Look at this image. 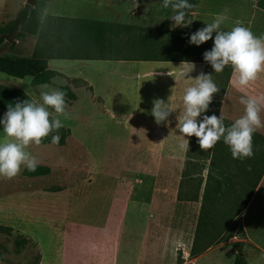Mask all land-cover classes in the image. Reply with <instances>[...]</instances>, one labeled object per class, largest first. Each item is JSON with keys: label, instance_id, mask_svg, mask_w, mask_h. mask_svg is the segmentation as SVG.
<instances>
[{"label": "rangeland", "instance_id": "1", "mask_svg": "<svg viewBox=\"0 0 264 264\" xmlns=\"http://www.w3.org/2000/svg\"><path fill=\"white\" fill-rule=\"evenodd\" d=\"M27 1L0 0V23L6 24L14 20L27 5ZM138 2L137 8L134 0H33L29 5L35 11L30 21L31 26L28 24L30 30L23 37L19 34L22 30L6 34L7 45L2 47L1 53L15 58L31 57L38 47V24L35 20L46 15L129 25L133 27L135 34H143L160 27L166 30L172 27L170 18L174 13L171 8H163L159 0ZM56 63L71 65L73 62L55 61L51 65ZM98 63L101 65L104 62ZM98 63L90 65L95 68L99 67ZM80 70L82 68L72 69V76L83 78ZM229 78L228 74L212 75L217 86L226 84ZM6 79L9 81L1 85L32 90L30 100L40 102V92L32 89L29 78L21 83L15 78ZM70 83L77 97L72 102L66 101L70 105H67L68 116L59 117L63 123L62 129H67L64 124L69 123L67 126L71 131L65 144L61 140L58 144L50 141L49 144L30 145L26 149L38 161V167L46 170L40 174L24 175L23 167L11 180L0 177V264H81V235L78 226L85 219L94 226L106 214L110 202L103 196L91 195L86 200L79 199L75 205L73 202L63 204L62 199L53 200L48 197L47 192L55 188H69L80 179L92 181L96 177L95 173L100 172L91 169L98 160L127 163L129 168L143 162H171V169L162 170L161 177L172 181L179 179L180 173H185L182 181V202L167 198L165 207L159 211L162 214L160 220L165 230L166 245V260L162 264H235L236 247L243 250L246 264H264V252L261 250L264 249V239L257 241L251 226H243L239 215V209L249 197L247 193L251 191L245 182L249 181L252 174L246 168L253 164L252 160L256 156H260L259 149L264 147V127L253 134V156L243 161L233 159L229 147L222 139L217 143L221 152L220 158L227 161L223 171L221 168H208L209 162L205 161L208 150L202 151L194 136L188 148L186 147L187 151L146 156L137 153L144 140L142 133L137 132L128 140L126 153H121L124 149L123 132L120 135L117 133L113 127L114 122L109 121V117H96L94 107L90 104V88L84 87L80 80L70 81L64 76L54 78L49 85L50 88L69 87ZM221 97L222 91L214 94L216 101L209 105L203 117H220L222 110L223 122L226 127H230L242 115L237 105L222 104ZM86 104L88 113L83 110ZM203 117H198V121ZM3 118L4 113L0 110V120ZM261 120L264 123V117ZM2 131L3 125L0 124V141L5 139ZM52 135H60L59 130L49 135L50 140ZM79 140H82L81 145ZM99 151H102L101 154ZM214 166L217 167V164L214 163ZM126 172L137 173L138 178H144L148 170L128 169ZM202 179L209 182L206 197H203L204 204L201 199L187 202L188 198L197 193ZM210 180L214 182L211 183ZM101 186L99 182L97 188ZM207 197H213L214 201L205 202ZM79 205L82 207L81 214H78ZM203 205L206 212L213 210L208 217L211 223H206L205 227L201 225L205 223L204 217L199 224ZM75 206H78L77 209ZM113 211L116 214L118 209L115 207ZM193 247L195 255L191 253Z\"/></svg>", "mask_w": 264, "mask_h": 264}, {"label": "crops", "instance_id": "2", "mask_svg": "<svg viewBox=\"0 0 264 264\" xmlns=\"http://www.w3.org/2000/svg\"><path fill=\"white\" fill-rule=\"evenodd\" d=\"M225 9H227L228 19L221 25L223 30L230 31L239 21L255 36H264V0H196V4L189 12V17L186 16L185 22L188 26L175 29L187 32L191 37L198 30L206 27L205 23H211L216 15L224 13ZM214 38L215 33L213 40L203 45L196 46L189 43V59L186 61L50 59L48 69L56 74L46 84L49 85L58 76H64L70 81L80 80L84 87L90 88L88 91L91 97L90 104L94 107L96 117H109V121L114 122L113 127L116 128L117 133L120 135L123 132L124 149L121 153H126L128 140L137 132H141L144 139L143 144L137 150L139 154L147 156L181 153L183 150L187 151L193 137H186L189 144L187 140H184V149L180 147L182 138L177 128V117L183 111L185 89L195 85V78L202 73L230 75L226 84L216 85L222 91L220 102L237 105L241 115L244 114V105L240 103L242 96L264 97V73L247 88L237 89L231 66H226L221 73H215L211 65L205 62L204 53L213 48ZM55 61L73 63L71 65L61 63L51 65V62ZM98 62L104 63L100 65ZM91 63H98L99 67L94 68L90 65ZM190 64L194 65V68ZM71 68H82L79 73L84 77L72 76ZM7 77L9 76L0 73V85L9 81ZM26 78L30 79L32 89L41 92L40 85L42 84L34 85L31 77ZM24 79L18 80L21 83ZM60 87L67 88L64 92L65 101L72 102L77 97L71 83L70 88ZM16 88L23 91L29 98L31 97L32 90L27 91L23 87ZM171 96L170 103L173 112L167 121L157 124L154 116L151 115L154 107L153 101L160 99L168 103ZM215 101L213 98L212 103ZM68 104L66 102V105ZM87 106L88 104L83 109L85 113H88ZM200 117H203V113ZM261 117H264V109L261 111ZM84 120L87 118L84 117ZM68 124H64L67 128L64 130L68 132L67 137L71 135ZM79 141L81 145L82 140ZM174 147L179 149H174ZM101 152L98 153L101 154ZM206 162H209L208 168L219 170L218 166L210 164V160ZM171 165L173 163L160 160L156 163H138L129 168L130 165L128 166L127 163L98 160L94 162L91 169L100 172L95 173L96 177L92 181L80 179L69 188H55L47 192L48 197L53 200L62 199L63 204L73 202L75 205L79 199L86 200L91 195L103 196L110 202L106 214L94 226L86 219L78 226L81 235L79 246L81 264H162L166 260L165 230L161 225L162 214L159 211L165 207L164 203L167 198L178 203L182 202L183 174L184 178L186 176L182 172L181 177L175 179L176 181L161 177V171L171 169ZM128 169L148 170V172L145 173L144 178H138L137 173L126 172ZM255 176H258L259 180L253 188L252 184L247 185L251 188L250 195L239 215L243 226L246 227L249 224L254 238L260 241L261 238L264 239V170L261 164L258 165ZM255 179L257 178L249 180V183H253ZM99 182L102 186L97 188ZM208 183L207 180L202 179L197 193L186 201L203 200ZM212 190L211 187V193ZM77 207L75 206V209ZM115 207L120 212L117 211L114 214ZM81 209L79 205L78 214L82 213ZM261 250L264 252L263 248Z\"/></svg>", "mask_w": 264, "mask_h": 264}, {"label": "clouds", "instance_id": "3", "mask_svg": "<svg viewBox=\"0 0 264 264\" xmlns=\"http://www.w3.org/2000/svg\"><path fill=\"white\" fill-rule=\"evenodd\" d=\"M134 3L138 8V0H134ZM162 7L171 8L174 13L170 18L173 30L188 26L186 16L194 7L188 0H163ZM226 13L227 9L216 15L211 23H205L206 27L191 35L190 43L203 45L213 40L215 33L213 48L204 53L205 62L211 65L215 73H221L226 66H231L237 89L247 88L264 73V36H255L239 21L230 31L223 30L221 25L228 19ZM191 66L194 68V65ZM195 81V85L185 89L183 111L177 117V128L182 138L180 147H185L184 140L189 144L186 137L194 136L200 149L207 151L222 139L229 147L233 159L243 161L251 158L253 134L264 127L261 120L264 97L242 96L240 103L244 105V114L230 127H226L223 122L222 110L219 118L216 115H205L198 121V117L208 111L214 94L220 90L213 82L212 75L202 73ZM40 88V102L28 99L17 102L14 106L9 105L4 118L0 120L5 137L0 141V177L4 179L15 178L23 167L35 171L38 161L26 149L30 145H40L51 133L61 129L63 123L59 117L68 116L65 93L60 89L50 88L46 83L40 85ZM172 96L168 103L160 99L153 101L151 115L157 124L167 121L173 112L170 103ZM59 140V135L51 136L53 144H58Z\"/></svg>", "mask_w": 264, "mask_h": 264}, {"label": "trees", "instance_id": "4", "mask_svg": "<svg viewBox=\"0 0 264 264\" xmlns=\"http://www.w3.org/2000/svg\"><path fill=\"white\" fill-rule=\"evenodd\" d=\"M163 2V0H159ZM188 3L195 5L196 0H188ZM40 10V9H39ZM192 10V9H191ZM190 10V11H191ZM34 10L29 5H25L18 13V16L6 24L0 23V49L5 45V35L19 30L23 37L25 32L30 29V21L34 15ZM41 16V11H39ZM189 17V15H187ZM35 21L38 24L37 49L31 57L15 58L4 55L0 52V73L11 78L24 79L32 78V84L39 85L48 83L56 72L48 69V60H162V61H186L189 59L190 37L187 32L176 29L157 28L143 34L133 33V27L129 25L115 24L105 21L92 20L86 18H71L63 16L46 15L39 17ZM30 24V26L28 25ZM165 32V33H164ZM34 34V33H33ZM61 91L66 92V87H60ZM72 96V95H71ZM30 99L23 91L17 88H9L0 85V109L6 113L9 105L23 102ZM60 140L63 143L68 135L64 129H59ZM50 137L45 138L41 144H49ZM219 145L208 150L205 161L210 160V164H217L222 171L227 164L220 158L221 152ZM258 154L252 165L246 169L250 170V179H255L253 183L247 181V185L253 188L259 180L255 176L258 165L261 164L264 170V147L259 149ZM220 153V155H219ZM223 156V155H222ZM237 160V159H236ZM238 161V160H237ZM46 169L36 168L35 171L23 170L24 175L33 173L40 174ZM208 185L206 184L204 196L206 197ZM250 193L247 194L249 196ZM207 200L214 201L213 197ZM219 200H215L218 202ZM243 206L239 209H243ZM204 204V198H203ZM200 214V223L204 217L203 227L211 222L209 216L211 212H206L204 205ZM205 217L207 220H205ZM195 248L191 250L195 255ZM235 264H246V258L240 247L235 249Z\"/></svg>", "mask_w": 264, "mask_h": 264}, {"label": "water", "instance_id": "5", "mask_svg": "<svg viewBox=\"0 0 264 264\" xmlns=\"http://www.w3.org/2000/svg\"><path fill=\"white\" fill-rule=\"evenodd\" d=\"M33 3V0H28L27 1V5H31ZM5 39H6V36H5Z\"/></svg>", "mask_w": 264, "mask_h": 264}]
</instances>
